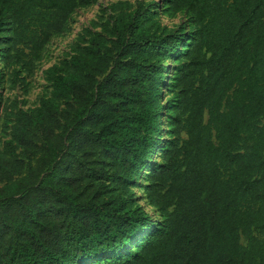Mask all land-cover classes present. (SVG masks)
Listing matches in <instances>:
<instances>
[{
  "label": "trees",
  "instance_id": "obj_1",
  "mask_svg": "<svg viewBox=\"0 0 264 264\" xmlns=\"http://www.w3.org/2000/svg\"><path fill=\"white\" fill-rule=\"evenodd\" d=\"M92 2L0 0L3 70L31 76ZM164 4L174 29L157 2L104 7L50 95L16 105L0 264H264V0Z\"/></svg>",
  "mask_w": 264,
  "mask_h": 264
},
{
  "label": "rangeland",
  "instance_id": "obj_2",
  "mask_svg": "<svg viewBox=\"0 0 264 264\" xmlns=\"http://www.w3.org/2000/svg\"><path fill=\"white\" fill-rule=\"evenodd\" d=\"M88 7L77 9L72 15L66 30L63 34L55 36L45 49L42 59L36 63L34 72L31 76H27L20 72L19 68H13L8 72L3 70L0 63V69L4 71V80L2 87H0V149H2L4 142L10 138V128L13 124L18 109H32L39 105L41 99L48 97L51 92L50 83L47 80L44 72L53 68H64V64L80 38L85 29L89 28L93 22H98L102 13V9L109 7L119 2H125L132 7L141 0H92ZM145 2H157L159 8L157 9L158 17L163 26L174 29L179 26L182 21L186 19L185 14H173L168 11L164 4L165 0H144ZM109 11L107 12V14ZM106 14V16H107ZM14 73H19V79L13 83ZM171 95L165 94L164 103L169 100ZM16 105L18 109L16 108ZM166 121V119H165ZM164 128L166 123L164 122ZM144 179L139 181L138 187L133 192L138 200V203L145 207L147 212L152 216L153 221H159V216L156 211L148 207L144 198L143 186Z\"/></svg>",
  "mask_w": 264,
  "mask_h": 264
}]
</instances>
